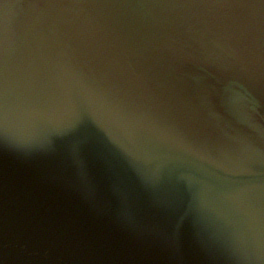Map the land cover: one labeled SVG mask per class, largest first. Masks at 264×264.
<instances>
[{
	"label": "water",
	"instance_id": "obj_1",
	"mask_svg": "<svg viewBox=\"0 0 264 264\" xmlns=\"http://www.w3.org/2000/svg\"><path fill=\"white\" fill-rule=\"evenodd\" d=\"M5 67L43 132L0 135V264H250L264 0H0Z\"/></svg>",
	"mask_w": 264,
	"mask_h": 264
},
{
	"label": "clouds",
	"instance_id": "obj_2",
	"mask_svg": "<svg viewBox=\"0 0 264 264\" xmlns=\"http://www.w3.org/2000/svg\"><path fill=\"white\" fill-rule=\"evenodd\" d=\"M9 7L4 5L5 18ZM42 119L40 113L22 103L20 97L14 93L13 84L5 67L3 72H0V135L20 142H29L42 134L43 129L39 127ZM236 242L250 264L253 261H264V228H253L251 237L237 233Z\"/></svg>",
	"mask_w": 264,
	"mask_h": 264
}]
</instances>
